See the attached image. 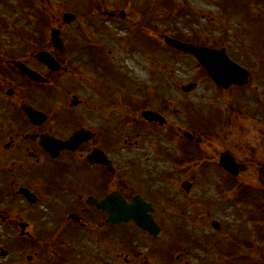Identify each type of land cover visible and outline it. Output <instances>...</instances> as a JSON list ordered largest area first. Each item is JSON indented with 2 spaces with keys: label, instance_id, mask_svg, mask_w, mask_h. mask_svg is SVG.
Wrapping results in <instances>:
<instances>
[{
  "label": "rangeland",
  "instance_id": "obj_1",
  "mask_svg": "<svg viewBox=\"0 0 264 264\" xmlns=\"http://www.w3.org/2000/svg\"><path fill=\"white\" fill-rule=\"evenodd\" d=\"M173 1L174 7L164 0H0V56L38 65L32 55L44 49L66 65L55 89L63 101L65 89L84 100L91 126L108 140L117 138L108 153L126 180L125 193L154 204L152 215L162 230L160 238L150 237L132 221L100 229L102 217L95 211L75 225L67 214L79 210L67 206L69 198L62 195L66 203H59L32 181L38 201L29 205L15 198L14 212L0 222V251L6 252L0 264H242L245 258L264 264V222L245 221L235 211H264V188L256 178L264 165V5ZM67 12L74 20L64 24ZM56 29L62 50L50 42ZM165 34L223 47L249 71V84L219 91L193 56L162 42ZM189 82L196 87L185 93L180 87ZM147 109L160 113L165 124L141 119ZM183 131L202 138L198 148L208 157L191 158L186 148L197 146L187 143ZM224 150L239 162L236 181L218 168ZM177 155L182 166L171 160ZM184 180L192 184L188 193L180 187ZM239 187L251 190L236 200ZM23 222L29 237L20 235ZM123 235L132 240L122 241Z\"/></svg>",
  "mask_w": 264,
  "mask_h": 264
},
{
  "label": "flooded vegetation",
  "instance_id": "obj_2",
  "mask_svg": "<svg viewBox=\"0 0 264 264\" xmlns=\"http://www.w3.org/2000/svg\"><path fill=\"white\" fill-rule=\"evenodd\" d=\"M0 59V222L14 212V199H21L22 188L34 192L32 181H38L45 195L58 198L59 203H66L62 195L68 197L67 206L79 210L81 224L90 211L100 212L103 217L100 210L86 203L89 196L103 198L111 190L126 199L134 195H126V180L108 153V149H116L117 141H103L105 135L91 126L93 117L84 100L65 89L68 99L63 101L62 92L55 89L56 77L68 71L66 65L59 62L60 70L52 72L43 64L29 65L18 59L27 65L24 67L42 75L37 83L14 67L11 61L17 58ZM234 88L232 85L226 91ZM75 132H85L89 137L77 148L56 149ZM95 149L110 159L111 166L87 162L86 155ZM229 153L239 168L236 155Z\"/></svg>",
  "mask_w": 264,
  "mask_h": 264
},
{
  "label": "water",
  "instance_id": "obj_3",
  "mask_svg": "<svg viewBox=\"0 0 264 264\" xmlns=\"http://www.w3.org/2000/svg\"><path fill=\"white\" fill-rule=\"evenodd\" d=\"M73 20V15L64 14L63 21L68 23V21ZM53 45L61 48V42L58 37H56V32L53 31L51 33ZM164 43L172 46L175 49L180 50L181 52L190 53L194 55L196 60L200 62L205 68L206 72L209 74L211 79L217 83L219 86H227L232 82L242 84L247 76V72L244 69H240L233 61H229L227 56L225 55V51L222 49L213 50L208 49L202 46H194L189 43H183L178 40H173L165 36ZM36 59L41 60L44 64H47L49 67H54V59L50 57L49 54L45 52H38L35 55ZM17 66H21L19 63ZM33 76V75H32ZM194 84H189L187 87H182L183 90L187 91L189 88L193 87ZM142 116L145 119L156 120L162 122V118H160L157 114L146 111L142 113ZM185 135L190 138L188 134ZM75 140L70 144L66 143V146L73 145ZM96 151L93 152L92 155L88 156V160L92 162H101L103 160L96 156ZM221 165L225 169H229L232 173H236V167L233 163V160L229 157V155L225 152L220 156ZM259 180L262 184H264V168L262 169V174L258 176ZM187 185L186 188H188ZM26 199L29 201H33L26 196ZM96 207H101L106 213V223L109 224H119L121 221H128L133 219L138 226L147 230L150 235L157 236L159 234V229L157 225H155L153 219L146 214V211H151L152 207L149 204L142 202L141 199L135 198L130 204H126L125 201L121 198L120 195L111 194L103 201H93ZM23 228V225H21Z\"/></svg>",
  "mask_w": 264,
  "mask_h": 264
}]
</instances>
